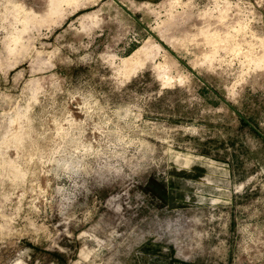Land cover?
<instances>
[{
  "label": "rangeland",
  "instance_id": "rangeland-1",
  "mask_svg": "<svg viewBox=\"0 0 264 264\" xmlns=\"http://www.w3.org/2000/svg\"><path fill=\"white\" fill-rule=\"evenodd\" d=\"M0 264H264V0H0Z\"/></svg>",
  "mask_w": 264,
  "mask_h": 264
},
{
  "label": "bare ground",
  "instance_id": "bare-ground-1",
  "mask_svg": "<svg viewBox=\"0 0 264 264\" xmlns=\"http://www.w3.org/2000/svg\"><path fill=\"white\" fill-rule=\"evenodd\" d=\"M130 59V58H129ZM129 61V60H128Z\"/></svg>",
  "mask_w": 264,
  "mask_h": 264
}]
</instances>
